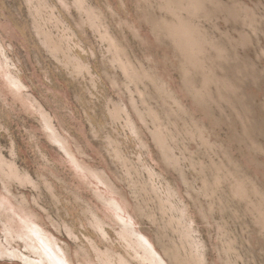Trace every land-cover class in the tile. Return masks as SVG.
<instances>
[{"label":"rangeland","instance_id":"374dc122","mask_svg":"<svg viewBox=\"0 0 264 264\" xmlns=\"http://www.w3.org/2000/svg\"><path fill=\"white\" fill-rule=\"evenodd\" d=\"M33 231L264 264V0H0V264H52Z\"/></svg>","mask_w":264,"mask_h":264},{"label":"bare ground","instance_id":"6f19581e","mask_svg":"<svg viewBox=\"0 0 264 264\" xmlns=\"http://www.w3.org/2000/svg\"><path fill=\"white\" fill-rule=\"evenodd\" d=\"M232 1V0H231ZM229 6V5H228ZM209 9V8H208ZM216 9V8H215ZM199 12V11H198ZM222 13V12H221ZM202 15V14H201ZM184 16V15H183ZM198 16V15H197ZM212 17V16H211ZM256 17V16H255ZM172 18V17H171ZM184 18V17H183ZM167 19V18H166ZM228 19V18H227ZM246 19V18H245ZM174 21V20H173ZM191 21V20H190ZM256 25V24H255ZM196 26V25H195ZM164 28V27H163ZM157 29V28H156ZM184 31V30H183ZM201 31V30H200ZM181 33V32H180ZM189 33V32H188ZM182 35H183V33H182ZM184 35H185V32H184ZM183 35V36H184ZM187 35V34H186ZM188 35H190V34H188ZM195 36V35H194ZM207 37V36H206ZM188 38V37H187ZM191 38V37H190ZM189 39V38H188ZM212 40V39H211ZM185 41V40H184ZM188 41V40H187ZM219 44V43H218ZM243 46V45H242ZM176 50V49H175ZM207 51V50H206ZM208 53V52H207ZM211 53V52H210ZM209 53V54H210ZM214 53V52H213ZM206 54V53H205ZM208 54V55H209ZM183 55V54H182ZM214 55V54H213ZM210 56V55H209ZM217 56V55H216ZM223 56V55H222ZM200 57V56H199ZM201 58V57H200ZM204 58V57H203ZM210 58V57H209ZM208 58V59H209ZM231 59V58H230ZM185 60V59H184ZM187 60V59H186ZM213 60V59H212ZM192 61V60H191ZM211 61V60H210ZM214 61H215V59H214ZM222 62V61H221ZM190 65V64H189ZM243 65V64H242ZM214 66V65H213ZM220 66V65H219ZM215 67V66H214ZM197 68V67H196ZM196 68H195V70H196ZM244 68V67H243ZM190 69V68H189ZM126 70V69H125ZM191 70V69H190ZM205 70V69H204ZM252 70V69H251ZM220 71V70H219ZM194 72V71H193ZM221 72V71H220ZM241 73V72H240ZM253 73V72H252ZM189 75V74H188ZM215 75V74H214ZM213 75V76H214ZM194 77V76H193ZM226 77V76H225ZM245 77V76H244ZM189 78V77H188ZM227 79V78H226ZM225 79V80H226ZM222 80V79H221ZM151 83V82H150ZM225 86V85H224ZM220 87V86H219ZM191 88V87H190ZM223 89V88H222ZM221 89V90H222ZM203 93V92H202ZM218 93V92H217ZM233 93V92H232ZM164 95V94H163ZM207 96V95H206ZM231 99V98H230ZM218 101H219V99H218ZM164 103H165V101H164ZM232 105V104H231ZM234 106V105H233ZM231 109H232V107H231ZM241 109V108H240ZM239 112V111H238ZM240 117V116H239ZM243 124V123H242ZM241 124V125H242ZM244 128V127H243ZM185 130V129H184ZM185 132V131H184ZM192 132V131H191ZM160 133V132H159ZM199 133H200V131H199ZM244 133V132H243ZM190 134V133H189ZM158 135V134H157ZM197 138V137H196ZM160 141V140H159ZM203 144V143H202ZM170 148V147H169ZM211 148V147H210ZM164 149V148H163ZM164 151V150H163ZM168 153V152H167ZM224 154V153H223ZM228 155V154H227ZM226 168V167H225ZM237 175V174H236ZM245 175V174H244ZM218 177V176H217ZM223 181V180H222ZM107 203H109V202H107ZM254 221V220H253ZM184 225V224H183ZM126 226V225H125ZM132 226V225H131ZM34 229H35V227H34ZM38 229V228H37ZM32 231V230H31ZM37 231H39V229L37 230ZM134 231V230H133ZM136 232V231H135ZM186 232V231H185ZM33 234L34 235H36V237L37 238H39L40 240H38V241H40V243H39V246L42 248V250H43V253L48 257V259H49V261H51V263L52 264H63V263H65V262H63L62 263V261H63V258H61L62 259V261H61V259H59V257H58V252L55 254L53 251H52V249H51V247H50V245L47 243V242H45V239L47 240V238H42L41 237V235H39V233L38 232H36V231H33ZM135 234V233H134ZM124 235L126 236V238H128L129 240H131L138 248H140L141 249V251H142V253H143V257H144V259H145V261L147 262V264H158L157 263V260H156V258H155V251L150 247V246H147V245H149L148 244V241L143 237V236H141V235H134V237L132 238V233H130V232H126V231H124ZM53 240V239H52ZM123 240V239H122ZM133 243H131L132 245H134ZM131 246V245H130ZM31 248H34L35 249V252L36 253H38V254H40V257L42 258V256H41V254H42V252H39L38 250V248L35 246V245H31ZM133 248V247H132ZM33 249V250H34ZM59 249V248H58ZM128 249V248H127ZM135 254V253H134ZM64 257V256H63ZM159 257V256H158ZM123 263V262H122ZM126 263V262H125ZM32 264V263H31ZM66 264V263H65ZM124 264V263H123ZM127 264V263H126ZM161 264V263H160Z\"/></svg>","mask_w":264,"mask_h":264}]
</instances>
